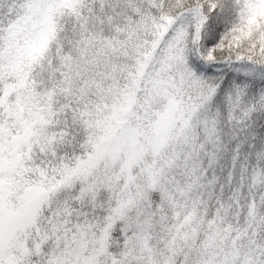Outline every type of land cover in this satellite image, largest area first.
Returning <instances> with one entry per match:
<instances>
[{
  "label": "snow or ice",
  "instance_id": "6c2138e0",
  "mask_svg": "<svg viewBox=\"0 0 264 264\" xmlns=\"http://www.w3.org/2000/svg\"><path fill=\"white\" fill-rule=\"evenodd\" d=\"M0 264H264V0H0Z\"/></svg>",
  "mask_w": 264,
  "mask_h": 264
}]
</instances>
